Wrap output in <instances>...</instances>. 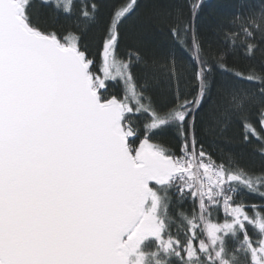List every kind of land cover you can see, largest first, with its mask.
<instances>
[{
	"label": "snow or ice",
	"instance_id": "6c2138e0",
	"mask_svg": "<svg viewBox=\"0 0 264 264\" xmlns=\"http://www.w3.org/2000/svg\"><path fill=\"white\" fill-rule=\"evenodd\" d=\"M38 3L89 25L100 12L0 0V264H264V169L212 139L239 124L264 156V63L229 66L237 51L264 56V7L210 35L202 0L156 7L141 29H167L161 53L123 47L138 0L114 6L94 46Z\"/></svg>",
	"mask_w": 264,
	"mask_h": 264
},
{
	"label": "trees",
	"instance_id": "16d2710c",
	"mask_svg": "<svg viewBox=\"0 0 264 264\" xmlns=\"http://www.w3.org/2000/svg\"><path fill=\"white\" fill-rule=\"evenodd\" d=\"M100 5L99 17L95 25H89L81 20L78 15H56L51 7L41 8L37 4V12L43 21L54 24L60 32L66 35L70 33L82 34L83 42L88 46H94L99 37L100 31L107 22L108 17L114 6L120 3V0H97ZM192 0H138L140 8L125 25V41L123 47H146L154 46L153 50L166 52L171 46V40L168 37L167 29L157 27L154 29H141V22L144 17L151 15L154 8L170 9L180 5L187 9ZM201 8L196 25L204 35H210L219 24H227L234 16L238 14H247L249 11L259 10L264 7L262 0H202ZM187 63V61H185ZM264 63V56L257 53L254 58H248L237 51L236 55L229 60V66L234 70L244 71L249 66L259 68ZM218 79L223 78L217 76ZM115 90V89H114ZM157 100L160 104L166 102L165 96L159 94ZM205 124L211 120L210 108L202 113ZM165 143L173 141L171 132L165 133L160 137ZM213 150L219 156L234 158L243 167L259 172L264 169V156L260 154V145L253 140L246 143L242 139L241 128L239 124H233L228 131L221 137H213ZM254 200L253 197H249Z\"/></svg>",
	"mask_w": 264,
	"mask_h": 264
}]
</instances>
